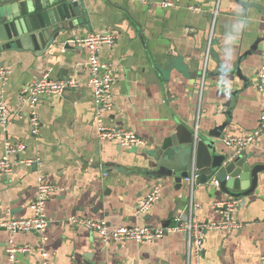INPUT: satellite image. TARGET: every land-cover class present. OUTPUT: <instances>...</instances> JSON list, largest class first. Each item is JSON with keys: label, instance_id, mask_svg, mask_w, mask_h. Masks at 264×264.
<instances>
[{"label": "crops", "instance_id": "obj_1", "mask_svg": "<svg viewBox=\"0 0 264 264\" xmlns=\"http://www.w3.org/2000/svg\"><path fill=\"white\" fill-rule=\"evenodd\" d=\"M171 1L173 8L161 9L131 0H84L86 20L59 37L45 54H0V66L10 71L4 86L0 84V103L11 115L9 125L0 126V158L6 141L24 146L10 158L13 171L0 175V222L31 217L29 205L39 174L55 188L45 206L44 240L35 233L13 236L17 246L33 249L16 254L17 264H187L181 233L147 244L104 243L69 222L74 216L109 227L173 226L175 216L188 210V186L146 175L155 147L178 126L202 136L219 127L224 136H242L259 126L262 97L257 73L264 58V0ZM189 7L200 11L190 12ZM107 31L116 32L118 39L113 50L103 46L99 52L115 77L114 108L103 116V124L132 131L147 142L145 148L128 150L97 136L83 68L88 51L72 42ZM150 70L159 86L145 78ZM43 75L72 78L81 86L46 97L31 109L23 101V88ZM32 111L39 120L37 137L30 134ZM244 152L264 165V131ZM35 158L42 161L41 167L20 164ZM107 163L115 165L106 167ZM156 184L161 187L159 200L147 215L135 218L137 202ZM191 196L192 218L202 224L221 221L215 204L234 199L212 183L195 184ZM235 199L240 204L235 213L240 228L206 232L201 264H263L264 173L251 194ZM9 237L0 226V264H11ZM40 242L46 258L36 251ZM189 264H194L192 258Z\"/></svg>", "mask_w": 264, "mask_h": 264}, {"label": "built area", "instance_id": "obj_2", "mask_svg": "<svg viewBox=\"0 0 264 264\" xmlns=\"http://www.w3.org/2000/svg\"><path fill=\"white\" fill-rule=\"evenodd\" d=\"M145 5L153 6L157 4L161 9L173 8L171 0H131ZM190 12H199L197 7H189ZM118 36L116 32H100L87 35L85 38H76L72 46H82L88 51V60L83 65L87 72L85 85L91 89L92 99L95 111V122L97 125V136L99 140H110L116 142L125 149L145 148L147 142L137 137L132 131L107 126L103 124V116L112 112L114 108L112 85L115 81L112 66L108 63L101 62L99 52L101 47L106 46L110 50L116 45ZM10 71L0 66V84L4 86ZM81 83L75 79L54 80L48 75H43L40 79L35 80L23 88V101L31 109L41 102L42 99L51 95L60 96L68 91L77 90ZM257 91L262 97L261 114L257 130L250 134L242 136L223 135L222 144L225 148L231 149L235 154L246 151L256 142L258 136L264 131V58L257 73ZM11 121L10 111L4 103H0V126L6 128ZM30 134L37 137L39 133V120L34 111L29 115ZM24 150L23 144L6 141L4 143L3 155L0 158V175H9L14 169V163L11 162V156L21 153ZM20 164L26 167H41L42 161L39 158L21 161ZM195 171L192 170L183 180L188 186L189 206L185 213H180L174 218V225L167 228H149L144 225L109 227L103 221H95L87 218L70 217L69 222L73 226H80L94 233L104 243L136 242L138 244H147L161 238L166 234L181 233L186 238L187 243V264H201L203 250V239L208 231L212 230H236L240 225L236 221L235 213L240 204L237 199H230L215 204L216 210L222 216L221 221L217 223L202 224L192 218V211L195 204L192 201V192L195 183ZM217 187L214 182L212 186ZM36 194L29 205L31 217L27 219H17L9 217L0 222L9 233V242L7 252L11 264H17L16 254L32 252V248L19 247L12 240L13 236L19 233L39 234L40 240L43 241V233L48 226V220L45 216V206L50 197L55 192V188L46 180L45 176L39 174L36 178ZM160 184L153 186L149 194L137 202L134 213L135 218H141L147 215L151 207L160 197ZM36 251L41 253L43 258L46 254L40 242ZM264 264V257L262 258Z\"/></svg>", "mask_w": 264, "mask_h": 264}, {"label": "water", "instance_id": "obj_3", "mask_svg": "<svg viewBox=\"0 0 264 264\" xmlns=\"http://www.w3.org/2000/svg\"><path fill=\"white\" fill-rule=\"evenodd\" d=\"M84 19V0H4L0 3V54L32 52L39 57ZM145 78L160 85L153 70ZM222 129L202 136L178 126L152 151L153 161L146 163V175L172 179L181 186L194 170L196 185L215 182L216 188L230 198L248 196L256 188L258 176L264 173V165L255 162L251 154H234L225 149Z\"/></svg>", "mask_w": 264, "mask_h": 264}]
</instances>
